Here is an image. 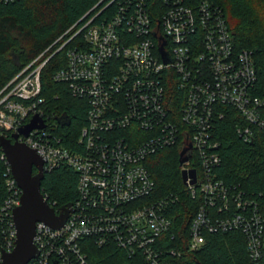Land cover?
Returning a JSON list of instances; mask_svg holds the SVG:
<instances>
[{"label":"built area","instance_id":"obj_1","mask_svg":"<svg viewBox=\"0 0 264 264\" xmlns=\"http://www.w3.org/2000/svg\"><path fill=\"white\" fill-rule=\"evenodd\" d=\"M59 40L54 53L65 50L66 61L52 79L86 103L76 135L61 126L68 118L42 96L41 72L49 58L37 64L39 56L0 90V137L14 142L17 134L45 172L66 166L77 175L65 223L58 229L35 224L37 256L27 264H90L86 241L113 245L142 264H177L181 252L165 235L168 211L179 198L173 192L156 197L149 168L150 158L173 146L179 157L185 150L181 182L197 202L187 250L200 249L207 235L236 232L249 264H264L262 194L217 177L220 121L235 119V134L245 144L264 138L253 52L235 49L223 9L213 0H99ZM33 118L43 128L20 135ZM1 160L7 168L0 262L15 248L13 211L22 195L3 152ZM43 199L56 215L65 206Z\"/></svg>","mask_w":264,"mask_h":264},{"label":"trees","instance_id":"obj_2","mask_svg":"<svg viewBox=\"0 0 264 264\" xmlns=\"http://www.w3.org/2000/svg\"><path fill=\"white\" fill-rule=\"evenodd\" d=\"M98 1L19 0L0 4V90L39 56L37 64L49 58L41 72L42 96L52 110L68 118V132L74 135L85 123L86 103L72 98L64 84L53 81V74L66 61L65 50L54 52L63 41L57 40ZM213 1L225 13L235 49L253 52L258 75L254 94L264 98V0ZM217 130L216 140L222 159L217 177L248 192H260L264 203V138L259 136L250 144L243 143L235 134V119L229 117L218 123ZM179 151L178 146L166 148L149 160L156 197L173 192L179 198L168 211L171 227L165 235L169 239L168 245L181 252V256L174 259L175 263L249 264L244 239L236 232L207 235L200 249L187 250L188 226L197 202L184 192ZM1 154L0 148V205L6 196L7 168ZM76 181L77 175L71 168L60 166L45 173L40 190L48 202L55 201L63 206L75 200ZM84 250L90 264H142L138 258L127 257L113 245L99 248L86 241Z\"/></svg>","mask_w":264,"mask_h":264},{"label":"water","instance_id":"obj_3","mask_svg":"<svg viewBox=\"0 0 264 264\" xmlns=\"http://www.w3.org/2000/svg\"><path fill=\"white\" fill-rule=\"evenodd\" d=\"M160 54L165 63L168 62L165 54L160 49ZM67 118V117H66ZM61 126L70 124L68 119L62 121ZM43 124L37 118L24 128L19 130V134L27 137L33 129L43 128ZM10 139L0 137V148L5 156L10 168L11 175L17 186L21 189L22 195L20 205L13 211V221L16 230L15 248L10 253H2L0 264H27L36 258L37 250L33 245L35 234V224L42 222L52 229H58L65 223L70 212L71 203L62 207L61 213L56 215L43 199L40 186L44 179L45 171L41 158L23 143L16 141L17 134ZM185 150L180 153L179 165L187 161L183 157ZM33 169L37 172L33 174ZM194 176V172H191ZM185 172H182V180L185 181Z\"/></svg>","mask_w":264,"mask_h":264},{"label":"flooded vegetation","instance_id":"obj_4","mask_svg":"<svg viewBox=\"0 0 264 264\" xmlns=\"http://www.w3.org/2000/svg\"><path fill=\"white\" fill-rule=\"evenodd\" d=\"M36 172H35V169H33V174H35Z\"/></svg>","mask_w":264,"mask_h":264}]
</instances>
